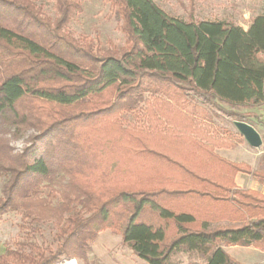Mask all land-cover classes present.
<instances>
[{
    "label": "trees",
    "instance_id": "16d2710c",
    "mask_svg": "<svg viewBox=\"0 0 264 264\" xmlns=\"http://www.w3.org/2000/svg\"><path fill=\"white\" fill-rule=\"evenodd\" d=\"M108 1L125 44L97 50L67 31L79 0H54V16L35 0H0V219L20 213L22 232L0 264L87 262L104 230L147 264L177 252L245 264L224 247L264 252V193L235 176L264 182V170L219 155L237 139L212 123L215 113L247 121L254 113L238 108L264 104V13L244 28L182 19L154 0ZM132 111L143 118L126 121ZM11 128L33 130L16 152ZM48 221L49 240L38 227Z\"/></svg>",
    "mask_w": 264,
    "mask_h": 264
},
{
    "label": "rangeland",
    "instance_id": "374dc122",
    "mask_svg": "<svg viewBox=\"0 0 264 264\" xmlns=\"http://www.w3.org/2000/svg\"><path fill=\"white\" fill-rule=\"evenodd\" d=\"M81 9L72 17L67 24V31L74 37L83 41V38H91L97 50H104L110 46L120 48L125 44V36L119 28V20L116 17L108 0H79ZM166 12L182 19H232L244 28L250 23L253 16L264 13V0H154ZM40 5L44 14L54 16V0H35ZM240 112L249 111L248 108H238ZM253 116L246 122L250 123L260 134L262 143L260 147L249 146L233 125V119L222 113L213 114V134L229 135L237 139L235 146L229 149L216 148L215 151L233 161L246 162L252 169L264 170V108H254ZM126 121H140L143 116L139 111L123 113ZM13 128L4 136L12 147V151H19L27 144L28 137L33 130L13 135ZM243 187L264 188V182L254 178L250 174H244ZM0 176V191L5 181ZM65 179L59 177L52 186L58 189ZM50 186L43 185L41 194L48 196L53 204L58 202V195L50 191ZM20 213L8 211L0 219V254L7 247H14L15 242L20 240L21 231ZM45 239H50L51 222L38 224ZM40 240V239H39ZM249 247V248H248ZM252 246H240L239 254L249 262L255 263L259 259L257 251ZM257 249V248H255ZM260 250V249H259ZM261 251V250H260ZM261 256V255H260ZM78 264H147L146 261L136 257L131 250L122 243L118 233L109 230L101 231L91 242V250L88 253V261L75 258ZM204 259L195 253L177 252L169 260L168 264H203Z\"/></svg>",
    "mask_w": 264,
    "mask_h": 264
},
{
    "label": "crops",
    "instance_id": "0c3cea01",
    "mask_svg": "<svg viewBox=\"0 0 264 264\" xmlns=\"http://www.w3.org/2000/svg\"><path fill=\"white\" fill-rule=\"evenodd\" d=\"M258 107H261V108H264V104L261 105V106H258ZM258 107H253V108H248L249 111H255L254 108H258ZM243 175L242 173H237L236 176H235V183L238 187H242V188H249V187H243L244 185V180L242 178ZM250 188H254V187H250ZM254 189H258L260 190L261 192L264 193V188L263 189H260L259 187H255ZM225 250L230 254L232 255L235 259H237L238 261L242 262V263H245V264H253V263H246V262H249V260H246L244 259L238 252H239V248L240 246L239 245H232V246H225L224 247ZM249 248V247H248ZM255 252L257 251L258 253V258L257 259L258 261L255 262V263H261V264H264V252L263 251H260L259 249H255V248H252ZM261 255V256H260Z\"/></svg>",
    "mask_w": 264,
    "mask_h": 264
},
{
    "label": "water",
    "instance_id": "95a60500",
    "mask_svg": "<svg viewBox=\"0 0 264 264\" xmlns=\"http://www.w3.org/2000/svg\"><path fill=\"white\" fill-rule=\"evenodd\" d=\"M232 122L249 146L254 148L260 147L262 143L261 136L250 123L239 119H235Z\"/></svg>",
    "mask_w": 264,
    "mask_h": 264
},
{
    "label": "built area",
    "instance_id": "2783aa9c",
    "mask_svg": "<svg viewBox=\"0 0 264 264\" xmlns=\"http://www.w3.org/2000/svg\"><path fill=\"white\" fill-rule=\"evenodd\" d=\"M54 264H78L75 258H68L60 260Z\"/></svg>",
    "mask_w": 264,
    "mask_h": 264
}]
</instances>
